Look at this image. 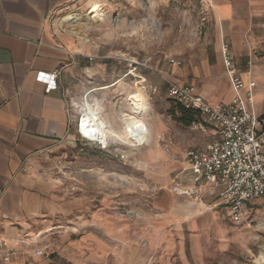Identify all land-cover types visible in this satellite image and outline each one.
<instances>
[{"label":"crops","instance_id":"1","mask_svg":"<svg viewBox=\"0 0 264 264\" xmlns=\"http://www.w3.org/2000/svg\"><path fill=\"white\" fill-rule=\"evenodd\" d=\"M71 1L0 0V238L16 251L0 264H264V196L247 201L252 226L245 228L216 199L175 187L181 181L189 186L184 151L205 146L210 136L186 148L171 175L158 173L145 202L125 206V213L109 202L69 196L40 160L74 139L84 114L102 122L110 142L126 136L123 117L133 116L146 140L121 141L147 145L158 128L143 116L150 100L169 99L168 81L193 87L210 105L229 102L235 91L224 67L225 44L244 83L243 98L252 94L245 106L264 116V0H207L213 33L197 61L170 59L162 85L132 64L135 88L125 98L130 112L110 114L103 96L109 84L93 81L107 72V62H95L94 47L77 48L51 26V12ZM115 84L125 90L121 80Z\"/></svg>","mask_w":264,"mask_h":264},{"label":"rangeland","instance_id":"2","mask_svg":"<svg viewBox=\"0 0 264 264\" xmlns=\"http://www.w3.org/2000/svg\"><path fill=\"white\" fill-rule=\"evenodd\" d=\"M95 3L100 5L99 16L93 20V13L87 12ZM67 14L80 20L64 23ZM50 16L58 37L77 48L94 47L93 60L107 62V72L93 76V81L109 84L103 95L109 114L130 112L125 98L135 88L132 64L140 63L137 70L162 85L167 83L164 71L171 67L168 61L194 63L213 33L207 0H74ZM118 80L125 83V90H115ZM146 93L150 94L148 89ZM150 101L143 118L149 119L158 133L147 145L125 144L132 141L122 134L111 142L107 138L108 144L102 147L98 142H84L74 133V139L40 159L45 174L84 203L105 201L125 213L129 211L125 206L145 202L144 193L152 190L158 173L171 175L182 164L186 148L214 135L212 125L203 118L190 125L177 122L178 113L170 99Z\"/></svg>","mask_w":264,"mask_h":264},{"label":"built area","instance_id":"3","mask_svg":"<svg viewBox=\"0 0 264 264\" xmlns=\"http://www.w3.org/2000/svg\"><path fill=\"white\" fill-rule=\"evenodd\" d=\"M223 59L235 91L234 97L227 103L210 105L193 87L168 81L166 92L169 99L198 109L203 120L210 123L214 130L212 140L205 146L191 147L184 151L191 173L189 186L182 185L181 181L175 182V187L180 189L181 194L194 195L197 199L205 196L216 199L229 209L234 223L249 228L252 219L247 201L264 196V116L255 117L245 106V100L251 101L252 94L249 91L243 98L241 89L244 83L232 69L227 44L223 47ZM138 64L135 62L134 65ZM55 75L52 73L50 80ZM41 78L49 79L46 76ZM253 85V82L249 83L250 87ZM83 121L84 115H81L76 126L79 139L87 143L97 142L86 133L92 130V126ZM98 143L102 147L108 144ZM15 253L8 241L0 238V257L3 261H9ZM35 253L43 254V249Z\"/></svg>","mask_w":264,"mask_h":264},{"label":"bare ground","instance_id":"4","mask_svg":"<svg viewBox=\"0 0 264 264\" xmlns=\"http://www.w3.org/2000/svg\"><path fill=\"white\" fill-rule=\"evenodd\" d=\"M99 4L95 3L91 5V10L88 11L87 13H93L92 16H90V18H92L93 20L97 19V17L99 16ZM89 18V20H90ZM80 18L77 15H73V14H67L65 15V17L63 18V22H77L79 21ZM88 21V20H87ZM94 116V115H93ZM123 122L126 128L125 134L127 136V138H131L134 141H137L139 143H143L146 140V132L143 128V126L139 123V121L137 119H135L133 116H129L127 114L124 115L123 117ZM83 123L85 124H90V126H92V130L91 131H87V135L97 141V142H103L104 144L107 143L106 142V137L104 135L103 130L105 129V126H103L102 122L99 121V119H97L95 116L91 117L90 115L84 114V121Z\"/></svg>","mask_w":264,"mask_h":264},{"label":"trees","instance_id":"5","mask_svg":"<svg viewBox=\"0 0 264 264\" xmlns=\"http://www.w3.org/2000/svg\"><path fill=\"white\" fill-rule=\"evenodd\" d=\"M170 100L175 104L174 110L178 113V116L176 117L177 122H180L184 125H190L199 118H202L201 113L198 109L188 107L182 102L175 99L170 98Z\"/></svg>","mask_w":264,"mask_h":264}]
</instances>
